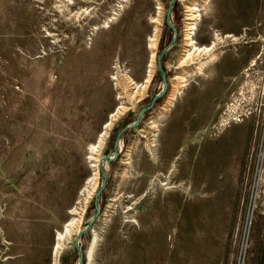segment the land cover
I'll return each mask as SVG.
<instances>
[{"label": "rangeland", "instance_id": "374dc122", "mask_svg": "<svg viewBox=\"0 0 264 264\" xmlns=\"http://www.w3.org/2000/svg\"><path fill=\"white\" fill-rule=\"evenodd\" d=\"M170 3L0 0V264H78L75 238L95 215L102 184L99 169L95 189L82 192L96 172L91 143L122 104L99 161L146 111L122 134L117 158L104 162L101 214L80 239L83 264H142L166 219L174 260L264 264V238L256 235L264 226V0H176L170 19L178 34L161 62L167 89L152 104L164 89L158 57L174 36ZM189 7L202 18L193 36L215 45L183 62ZM131 79L147 86L136 93ZM239 135L241 146L229 152ZM206 154L216 164L212 179L198 169ZM224 175L231 186L221 195ZM212 180L216 188L205 191ZM50 187L52 208L36 210ZM188 199L223 213L190 251L188 236L181 237ZM72 217L57 250L58 231ZM198 220L205 222L203 210Z\"/></svg>", "mask_w": 264, "mask_h": 264}, {"label": "bare ground", "instance_id": "6f19581e", "mask_svg": "<svg viewBox=\"0 0 264 264\" xmlns=\"http://www.w3.org/2000/svg\"><path fill=\"white\" fill-rule=\"evenodd\" d=\"M209 1L211 2L212 0H208V1L206 0V2H208L207 4L210 3ZM207 7H206V9H207ZM189 8L190 9H188V10L190 11L189 12L190 14L188 15L187 19H191L192 20V21H189L188 22L189 23V26H190L188 28L189 30L187 32V34H188L187 35V43L189 45V48H187V50H186L187 57L183 60V62H187V61H190L191 62L192 60H194V58H193L194 55L200 54L201 52H203L205 50L207 52V51H209L215 45V41H213V44H211V45L209 44L210 46L207 45V44H200L199 43L200 37H194L193 36V34H195V29H198L199 28V25H197V24L200 22V20L202 18L200 16L201 14L199 12L198 13H195L194 10H196V9L191 8V7H189ZM196 8H198V7H196ZM197 10H200V9H197ZM134 34L136 36L135 38H138V39L141 38L140 37V32H137V33L135 32ZM215 35H216V33H215ZM157 36H158V33L155 32L154 39H153L152 42H150V44H151L150 46L153 47V48L155 47V45L157 43ZM115 37L116 36L113 34L112 36H110V40L111 41L112 40H115ZM217 38H219L218 35H217ZM154 56H155V54L153 52L152 59H151V63H150V68L151 69L154 66L153 65L154 64ZM195 58H196V56H195ZM206 63H208V61L207 62H204L203 64L206 65ZM202 68L203 67H201L200 70H202ZM151 69H150V71H151ZM149 78H150V74H149V76H148V78H147L146 81H149ZM131 81H132L133 84H135V87L134 88L136 90V93L140 92L141 85L143 87H146L147 86V83L140 84V83L136 82L133 79H131ZM183 81L184 80H183V77H182V80L180 82H183ZM182 85H184V84L182 83ZM172 96L175 97L176 94L173 93ZM170 101H169V103H170ZM126 108H127V106H125L123 104L120 105V107L116 111H114L112 113L110 119H108L106 121L105 127L101 131V134L99 135V137L96 140V142L95 143H91V147H90L91 153L89 155V158L91 160L94 159L95 162L92 165L95 167L96 172H95L94 176L88 180V182H87L88 184H86V186H84V188L82 189V192L83 193L84 192L86 193V191H88V192L91 191L92 192L95 189V184H96L95 183L96 182L95 179L98 177L97 175L99 174V169H100L99 156L98 157H95V154H97V153L100 152V149H101V147H102V145L104 143L105 137L108 134V128L110 126H112L113 121L117 118V116L119 115V113L122 112V111H124V110H126ZM165 109L166 110L168 109V105L165 106ZM242 140H243V137L241 135H239V136L236 137V142H232V141L228 142L227 145L230 147V151L229 152H232L233 150H236L238 147H240L241 144H242ZM223 141H224V143H227L228 139L227 138L225 140L223 139ZM230 143H231V145H230ZM225 152L227 153L228 151L226 150ZM233 154H235V152ZM224 156H225V154L223 155V157L221 159L222 161L227 160V158H228V156H225V157ZM231 158H233V157L230 156L229 159H228V161L229 160L232 161ZM223 163H225V166L227 165L226 162H223ZM229 164L231 165V163H229ZM215 165H216L215 164V160L207 159V154H206L204 167H200V168L197 167V168L199 169V171H202L203 172V175L205 176V178L212 179V177L215 175V171H216ZM196 166H197V164H196ZM184 170H185V168H184ZM219 173H220V171H219ZM189 174L191 176V173H189ZM192 174L194 176H195V174L197 175V172H196L195 169H193V173ZM197 179H198V177H197ZM222 179H223L222 180L223 181L222 183H219L218 182L220 184V188L219 189H221L220 191L219 190L218 191L221 192V195H224V194L230 192V186H231L230 179H231V176H230V178L227 179V176L224 175L222 177ZM197 185H199V184L197 183ZM197 185H195V188H196ZM212 186L214 188H216L217 183H215V180H212L211 182H207V185L205 186L204 190L205 191L210 190V187H212ZM257 195H258V193H257ZM195 197H196V195H195ZM197 199H199V198H197ZM188 200H189V202L187 203V206H186V217L188 218V222L186 224L185 229L183 227L184 231H181V234H182L181 237L183 239H185V235L188 236V240H186L187 242H189L188 245H187V249H188L187 251H190V248L191 247H194L196 245L197 239L198 238H201V236H203V234L201 232L204 229H207V226H210L213 220L215 221V220L219 219L222 216L223 213L222 214H217L216 213V210L217 211H220V209L213 208V207H211V205H210V208H209V206H204L202 203H201V205L199 204V206H197L190 199H188ZM207 205H208V203H207ZM75 210H77L76 207L73 208L72 213H76L77 211H75ZM202 210H203V215L205 217V222H203V223H202L201 220L200 221L198 220V218H199ZM262 217H264V215ZM77 219L78 218H76V217H72L70 219V221L67 222V224H65L64 230L63 231H58V237H57V239H58V241H57L58 242V246H57V250L59 248L60 242H62L61 240L64 239V237L66 236V234L69 233L70 228L74 225V223H76L75 221ZM160 223H161V228H162V230L160 232V237L158 238V241L155 240V239H152V244L153 245H151L150 252H148L147 254L144 255L142 264H176V263L177 264H184L183 259H181V258H179L180 260H178V261L173 259V257L176 258L177 256H175L174 251L169 248V245H168V242H167L169 240L168 237H165L166 234L171 231V221L166 219V220H162ZM256 235L258 237H260V238L261 237L264 238V226L259 227V228L256 229ZM171 239H172V237H171ZM180 250H182L181 257L182 258L183 257L185 258V250H184V245L183 244H181Z\"/></svg>", "mask_w": 264, "mask_h": 264}, {"label": "water", "instance_id": "95a60500", "mask_svg": "<svg viewBox=\"0 0 264 264\" xmlns=\"http://www.w3.org/2000/svg\"><path fill=\"white\" fill-rule=\"evenodd\" d=\"M176 2V0H171V3L169 5V8H168V12H167V15H166V22L167 24L172 27L173 31H174V36H173V39L171 40V42L168 44V46L161 52V54L159 55L158 57V66H159V70L160 72L162 73V77H163V84H164V89L162 92H160L159 94H157L155 96V98L153 99L152 101V104L154 103V101L162 96L164 94V92L166 91L167 89V81H166V74L165 72L163 71L162 69V57L164 54L167 53V51L172 48L174 46V43H175V40H176V37H177V34H178V31L176 29L175 26L172 25L171 23V19H170V16H171V10H172V7L174 5V3ZM151 104V105H152ZM146 111V109H143L139 115L137 116V119L135 122L133 123H129L127 124L121 131L120 133L118 134L116 140H115V144H114V154L113 155H109V156H102L100 157V161H99V165H100V172H101V175H102V184H101V187L98 189L97 193H96V197H95V209H96V213L95 215L92 217V219L90 220V222L88 223V225L86 227H84L82 230H80L78 233H77V236L75 238V247L77 249V252L79 254V262L78 264H83V252H82V249L80 247V239L82 237L83 234H85L86 232H88L89 230L92 229L96 219L99 217V215L101 214V208L99 207V200H100V196H101V193L102 191L104 190L105 186H106V178H107V174H106V171H105V167H104V162H111L113 160H115L117 158V156L119 155V152H120V145H119V141H120V138L122 136V134L124 133V131L128 128H131V127H135V126H138L140 121H141V118H142V115L143 113Z\"/></svg>", "mask_w": 264, "mask_h": 264}, {"label": "crops", "instance_id": "0c3cea01", "mask_svg": "<svg viewBox=\"0 0 264 264\" xmlns=\"http://www.w3.org/2000/svg\"><path fill=\"white\" fill-rule=\"evenodd\" d=\"M170 126V125H169ZM172 131H174V128L172 127ZM169 132H171V130H169ZM48 190V192H47V195L44 197V199H45V201L43 202V203H40V205H38L37 207H36V210H39V209H41L42 207L43 208H45L46 210H47V208H52V206H53V204H52V200H51V198L49 197V195H51V194H56V193H54L55 192V190H53L51 187L49 188V189H47ZM43 199V200H44ZM22 226V225H21ZM34 238H37V237H40V238H42V235L41 234H33L32 235ZM55 238H56V236H55ZM24 242H26V241H24ZM26 246H27V242H26ZM29 251H30V249L28 248V249H24V250H22V254H21V257H22V260H24L25 258H30V254H29ZM20 263V262H19ZM5 264H12V263H10V262H6Z\"/></svg>", "mask_w": 264, "mask_h": 264}]
</instances>
